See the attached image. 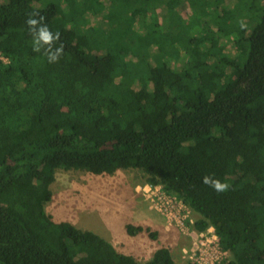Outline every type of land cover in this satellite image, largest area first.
<instances>
[{
    "label": "trees",
    "instance_id": "16d2710c",
    "mask_svg": "<svg viewBox=\"0 0 264 264\" xmlns=\"http://www.w3.org/2000/svg\"><path fill=\"white\" fill-rule=\"evenodd\" d=\"M32 13L57 63L33 51ZM0 56V264H173L55 222L57 170L139 171L213 228L217 264H264V0H0Z\"/></svg>",
    "mask_w": 264,
    "mask_h": 264
},
{
    "label": "rangeland",
    "instance_id": "374dc122",
    "mask_svg": "<svg viewBox=\"0 0 264 264\" xmlns=\"http://www.w3.org/2000/svg\"><path fill=\"white\" fill-rule=\"evenodd\" d=\"M0 60L6 62L2 56ZM144 184L145 176L136 170L100 176L57 170L45 211L55 222L66 221L92 231L139 263L149 260L160 247L169 250L173 264L195 262L197 248L189 251L194 243L189 236L194 215L159 186L149 195L142 194L138 187ZM125 225L147 226L155 233L154 239L143 233L129 236ZM229 256L218 252L201 264L228 261Z\"/></svg>",
    "mask_w": 264,
    "mask_h": 264
},
{
    "label": "clouds",
    "instance_id": "9594fccd",
    "mask_svg": "<svg viewBox=\"0 0 264 264\" xmlns=\"http://www.w3.org/2000/svg\"><path fill=\"white\" fill-rule=\"evenodd\" d=\"M43 21L44 17L40 16L39 13H32L29 14L25 22L32 36L33 51L39 53L43 50L49 63H57L64 52V44L59 43L57 46L60 39L59 33H53ZM241 27H245L243 22H241ZM203 183L218 193H224L230 187L228 183L209 176L203 178Z\"/></svg>",
    "mask_w": 264,
    "mask_h": 264
},
{
    "label": "built area",
    "instance_id": "2783aa9c",
    "mask_svg": "<svg viewBox=\"0 0 264 264\" xmlns=\"http://www.w3.org/2000/svg\"><path fill=\"white\" fill-rule=\"evenodd\" d=\"M158 186L159 185L152 186L148 183H145L144 185L139 186L138 188L142 194L149 195V192L156 191L157 190L156 187H158ZM159 187L161 188V186H159ZM161 190H162V188H161ZM170 196H172V195H170ZM173 197L176 198L175 196H173ZM180 203L191 214L190 210L181 201H180ZM193 222H194V219L192 218V220H191V231L189 232V236L192 238V240H193L192 242H194V243L192 244V247L189 251L193 252V249L197 248V250L199 252V256L197 257V259H195V262H191V261H188V262H191L194 264H201L202 260H205V262H206V260L210 259L211 257H214L218 252L223 253V254H225V253L227 254V252L222 251L219 248L218 237L214 233V230L212 227H209L204 231H197L193 228ZM209 235H210V237H209ZM215 264H217V263H215Z\"/></svg>",
    "mask_w": 264,
    "mask_h": 264
}]
</instances>
